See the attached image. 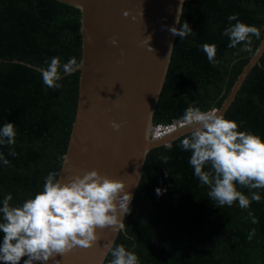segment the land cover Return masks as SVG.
<instances>
[{"label": "trees", "instance_id": "16d2710c", "mask_svg": "<svg viewBox=\"0 0 264 264\" xmlns=\"http://www.w3.org/2000/svg\"><path fill=\"white\" fill-rule=\"evenodd\" d=\"M233 14L260 29L251 52L241 51L243 45L228 47L222 35L236 23L227 19ZM80 19L78 9L56 0H0V127L12 123L16 130L14 145H0L10 162L0 161V202L10 193V203L20 205L42 190L49 172L59 175L77 108L79 73L60 78L62 87L54 89L35 67H47L57 56L61 65L71 57L80 61ZM185 22L192 34L175 36L153 125L177 122L189 107L222 106L264 35V0H185L180 24ZM205 43L216 45L215 66L202 50ZM224 117L264 140V52ZM185 135L147 153L125 228L113 247L134 252L139 264H264V189L237 185L249 198L258 192L260 202L247 209L238 201L219 207L193 174L191 153L180 146ZM162 156L170 157L168 163ZM249 212L257 223L245 219ZM111 259L109 253L103 264Z\"/></svg>", "mask_w": 264, "mask_h": 264}, {"label": "clouds", "instance_id": "9594fccd", "mask_svg": "<svg viewBox=\"0 0 264 264\" xmlns=\"http://www.w3.org/2000/svg\"><path fill=\"white\" fill-rule=\"evenodd\" d=\"M128 12L124 13L127 17ZM143 15V14H142ZM133 20L136 17H132ZM228 21H236L224 30L222 35L229 40L228 47L236 48L243 45L241 51H252V37L260 38V29L238 20L236 14L230 15ZM167 30L180 39L192 34L190 25L180 24ZM163 30V28H162ZM151 37L142 44L148 51ZM110 43L117 45L115 37ZM173 46H169L167 58ZM202 50L214 66L216 45L203 44ZM123 55V52L121 53ZM166 58V59H167ZM47 67L41 68L43 83L48 88L62 87L61 68L66 75L76 73L82 67V60L71 57L61 65L60 57H52ZM181 127L191 129L180 141L184 151L190 152L189 164L194 169V176L202 185L208 186V197L219 207H231L238 201L241 209L250 207L253 201L260 202L261 196L253 191L251 197L237 189V185L249 189H264V140L250 131H240L239 125L233 120L225 119L218 109L202 111L189 107L177 121ZM111 127L119 131L121 124L113 121ZM16 130L12 123L0 127V145L15 144ZM9 155L15 156L14 151ZM64 164L67 156H62ZM168 163L170 157L162 156ZM0 161L9 165V161L0 154ZM210 166L205 171V166ZM167 176V174L165 173ZM126 185L100 175L96 170L81 175H70L66 182L61 183L58 173L49 172L45 177L43 188L26 199L22 204L13 206L12 195L9 193L0 202V264H47L56 256H66L75 249H89L100 239L97 229L111 228L114 232L125 228L123 218L129 215L132 195L125 191ZM156 194H162L156 189ZM251 218L253 224L256 217L249 212L245 219ZM253 229L249 239L254 235ZM103 255L110 253L109 264H139L138 256L126 250L123 245L107 243ZM59 264V261H56Z\"/></svg>", "mask_w": 264, "mask_h": 264}, {"label": "water", "instance_id": "95a60500", "mask_svg": "<svg viewBox=\"0 0 264 264\" xmlns=\"http://www.w3.org/2000/svg\"><path fill=\"white\" fill-rule=\"evenodd\" d=\"M56 1L80 12L82 60V67L77 71V108L63 155L67 156V163L62 160L58 179L64 183L70 175L82 176L96 170L102 176L122 181L125 191L133 197L147 153L191 131L184 128L160 140L150 137L153 115L171 61L173 48L167 58L169 46H174L175 41L167 29L178 28L175 20L178 16L180 21L185 0ZM125 12L129 13L127 17ZM113 37L117 40L116 46L110 43ZM147 37H151L152 52L142 44ZM263 52L264 35L218 109L219 114L225 115ZM113 121L121 124L119 131L111 127ZM119 232L111 228L97 229L100 239L94 247L77 248L47 264H56V261L103 264L107 257L103 255L104 245L114 244Z\"/></svg>", "mask_w": 264, "mask_h": 264}, {"label": "built area", "instance_id": "2783aa9c", "mask_svg": "<svg viewBox=\"0 0 264 264\" xmlns=\"http://www.w3.org/2000/svg\"><path fill=\"white\" fill-rule=\"evenodd\" d=\"M182 129L184 127H181L176 121L168 124H157L151 128L150 137L152 140H160Z\"/></svg>", "mask_w": 264, "mask_h": 264}]
</instances>
